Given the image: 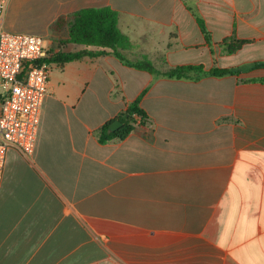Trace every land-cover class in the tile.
<instances>
[{
  "label": "crops",
  "instance_id": "0c3cea01",
  "mask_svg": "<svg viewBox=\"0 0 264 264\" xmlns=\"http://www.w3.org/2000/svg\"><path fill=\"white\" fill-rule=\"evenodd\" d=\"M44 2L47 27L111 8L130 43L121 54L159 71L264 62V0ZM190 9L204 20L212 53ZM233 33L249 43L222 54ZM47 36L48 50L59 42L84 49L61 44L67 27ZM260 79L264 67L154 78L111 53L52 63L33 154L10 150L0 180V264H264ZM144 90L147 121L99 144L98 130Z\"/></svg>",
  "mask_w": 264,
  "mask_h": 264
},
{
  "label": "trees",
  "instance_id": "16d2710c",
  "mask_svg": "<svg viewBox=\"0 0 264 264\" xmlns=\"http://www.w3.org/2000/svg\"><path fill=\"white\" fill-rule=\"evenodd\" d=\"M190 11L210 49V52L212 53V42L204 20L197 11L191 9ZM117 24V12L109 7L82 9L76 12L68 22L65 18L59 17L53 24H51L49 29L51 31L60 32V30L67 27L68 37L66 40L62 41L61 44L83 46L84 49L75 52L60 50L59 42L57 51L50 49L45 61L49 64H64L79 60L83 57L94 58L111 53L123 65L147 72L154 78L190 81H197L203 77H237L241 73L251 71L255 68L264 67V62H255L230 68H217L214 66L208 70L197 65H181L170 68L166 71H159L146 59L131 61L121 54L120 51L128 49L130 43L128 42L127 37L120 32ZM247 43L249 42L237 39L233 33L231 36L223 39L219 44V47L222 54L233 55ZM253 81L255 80L250 79L242 82L251 83ZM258 81L264 82V79ZM146 91L147 90H144L133 102L128 104L121 114L113 120L105 123L98 130L97 140L99 144H106L114 139L123 140L133 130L134 125L137 123L144 124L147 121V115L140 107V100ZM115 121H119L121 126L115 132H110L108 127Z\"/></svg>",
  "mask_w": 264,
  "mask_h": 264
},
{
  "label": "built area",
  "instance_id": "2783aa9c",
  "mask_svg": "<svg viewBox=\"0 0 264 264\" xmlns=\"http://www.w3.org/2000/svg\"><path fill=\"white\" fill-rule=\"evenodd\" d=\"M8 2L0 0V180L10 150L33 154L51 70L43 38L3 31Z\"/></svg>",
  "mask_w": 264,
  "mask_h": 264
},
{
  "label": "rangeland",
  "instance_id": "374dc122",
  "mask_svg": "<svg viewBox=\"0 0 264 264\" xmlns=\"http://www.w3.org/2000/svg\"><path fill=\"white\" fill-rule=\"evenodd\" d=\"M3 31L33 35L45 41H53L47 36L52 31L45 24L44 0H12L4 15Z\"/></svg>",
  "mask_w": 264,
  "mask_h": 264
},
{
  "label": "water",
  "instance_id": "95a60500",
  "mask_svg": "<svg viewBox=\"0 0 264 264\" xmlns=\"http://www.w3.org/2000/svg\"><path fill=\"white\" fill-rule=\"evenodd\" d=\"M120 126H121V123L119 121H115L109 125L108 130L110 132H115Z\"/></svg>",
  "mask_w": 264,
  "mask_h": 264
}]
</instances>
